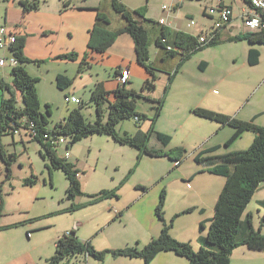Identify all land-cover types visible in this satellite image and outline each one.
Masks as SVG:
<instances>
[{"label":"rangeland","instance_id":"rangeland-1","mask_svg":"<svg viewBox=\"0 0 264 264\" xmlns=\"http://www.w3.org/2000/svg\"><path fill=\"white\" fill-rule=\"evenodd\" d=\"M121 2L129 3L132 9H130L134 15V11L142 6L147 7V12L150 10L148 19L154 24H158V20L163 15V4L170 6L176 0H119ZM230 2V0H226ZM183 7H179L177 12L173 14L172 21L178 16L181 17V23L186 25V22L191 19L192 15L201 24L207 18L203 14V4L216 7L219 5V0H185L183 2ZM227 3V2H226ZM124 4V3H123ZM125 5V4H124ZM244 5L243 0L235 1V14L236 30L242 28L243 19L239 15L241 6ZM126 6V5H125ZM127 7V6H126ZM128 8V7H127ZM129 9V8H128ZM146 12V13H147ZM178 16H177V15ZM142 19V18H141ZM113 26L115 27V20H113ZM238 35V34H237ZM150 37V32L148 34ZM236 36V35H234ZM248 40H228L221 45L209 46L204 52L195 53L192 57V61L188 67V71L185 76H179L173 83L169 84V79L172 73L175 71V65H171V61L162 62V58L158 59L160 71H157V79L155 80L156 89L153 97L157 100L163 98L165 99L164 108L158 118L157 124H155V129L161 130L166 134L172 135L174 140H172V147L167 149H175L177 147L184 149L183 159L189 158V162L184 164V168L188 165H197L194 161H191V155L195 154L199 147L206 143V139L211 137L209 127L212 126L210 120L203 119L194 112V109L198 108L193 100L196 97H202L201 94L196 93L194 85L192 84L193 78L199 82L200 86L205 87L210 84L209 81H199L201 75L207 76V73L199 69L196 65V61L199 62L201 58L207 59L212 62L208 75L215 77L225 76V80L220 82L219 88L221 94L226 97V99L237 98L238 102L244 101L249 102L250 97H252V92L259 90L257 96L253 97L251 103L249 102L247 108L253 103L257 106H264V46L262 52V59L259 65H250L247 59L248 51ZM150 45V43H149ZM154 49L150 51V57L154 58L156 55L155 49H157L154 43ZM9 54V51H3L0 49V55ZM151 58V59H152ZM225 60V62L223 61ZM45 65H42V71ZM80 64L76 68H73L74 72H71L69 78L72 80V85L66 92H61L59 88L54 84L53 79H51V74L53 71L46 72L43 71L41 76L38 77L37 82V93L41 103V111L49 119L50 125H55L57 122L66 119L72 108L78 107L75 102L68 103L66 101V95H72L74 92V85L78 88H82L84 81L88 79V75H84L79 71ZM7 71L5 79L12 80V66L8 65L5 68ZM5 70V72H6ZM11 70V71H10ZM28 70V69H27ZM218 70V71H216ZM31 71H35L32 67ZM4 74V70H3ZM2 74V75H3ZM0 75V78H2ZM32 75V74H31ZM33 76V75H32ZM85 77L81 80V77ZM197 76V77H196ZM3 78V79H4ZM207 78V77H205ZM143 82L136 85L135 91L139 92L142 90ZM80 86V87H79ZM89 88L85 89L83 87L82 91L76 90L75 94L82 96L84 99H89ZM7 95V93L0 92V102L1 99ZM156 105V104H155ZM95 106V105H94ZM47 107L49 108L48 114ZM95 107H85L83 112L87 118L93 120L96 115ZM244 109L241 114L243 115L248 109ZM155 106H153L147 99L141 97L137 100L136 112L139 114H144L148 118L143 120L145 122L142 125V129L147 131L149 124H151L150 119L155 116ZM240 109L235 111L239 112ZM236 117L235 115H228ZM238 118V117H237ZM142 122V120H141ZM141 124V123H140ZM257 124V123H256ZM139 127V123L134 117L125 119L123 122L119 123L117 130L120 133L128 131L129 133H135ZM228 129V128H227ZM222 132V131H221ZM6 133V132H5ZM222 133L216 136L220 139ZM13 134L7 133L1 138L3 145L6 150H13L21 153L26 149L22 143L17 142V137H15L16 144L13 143ZM20 136V135H16ZM149 145L154 147L160 145V140L155 136L148 140ZM225 142H223L224 144ZM239 143V142H238ZM16 146V148L14 147ZM27 154L30 157V167L36 176L46 182L42 185V198L38 200L32 214L38 215L40 213L51 215L41 219L42 224H50L48 230H44L42 233H46V239L43 240V236L38 238L36 234L28 235L27 230L24 232L23 240L20 241L18 248L11 252L4 250L0 252V264H46V259L52 257L55 254L56 247L55 242L68 231L78 228L79 222H85L83 226H80L78 236L83 240H91L93 246L99 250H106L110 248H122L128 245L134 246L138 243L139 239H136L138 222L133 215L132 211H129L130 203L134 202L139 196L138 187H146L149 192H152L154 187L158 185L159 180H152L149 174L150 169H152L153 162L156 164V174L165 172L166 165L162 160L153 161L152 159L145 158L141 161L139 169L136 173L129 176L126 180L124 187L122 188V193L119 199L113 198L112 201L99 202L93 206L84 207L78 211H63L60 213H54L68 205L71 201L67 200V187L69 180L67 179L65 173L61 169L53 168L48 171V166L51 162L48 157L43 158L40 151L43 150L45 154L46 150L39 142H33L28 144ZM250 146V145H249ZM247 146L246 148H248ZM243 148V149H246ZM58 156L63 157L64 153L67 151L65 146L58 147ZM8 151V150H7ZM69 156L66 158L68 160L73 159V162H79V169L81 170L80 177L82 178L83 184L82 188H85L88 194H94L99 192L104 186H110L114 184L116 180L123 179L129 172L130 169L135 167L136 152L132 147L122 146L119 142L115 141L112 136L104 134H95L82 138L75 145L73 144L69 149ZM74 156H77L74 159ZM0 156V162H1ZM193 169V168H191ZM166 174L163 176L165 177ZM222 183H226V179L221 177ZM181 183V184H180ZM175 182L171 185L169 194L172 193V199L170 200L169 207L166 206L165 201V219L169 223L174 219V228L170 230L171 234L174 232L178 238L186 239L179 240L182 242H191L193 247L195 246L191 238L194 237L195 233L200 231V223H197V213H193L196 207H189L184 211L177 213L176 211L183 209V202L189 197V188L187 184L183 182ZM222 186V187H223ZM169 187V188H170ZM175 191L173 192V190ZM222 190V188H221ZM167 191V190H166ZM88 195L79 198V200L88 199ZM255 201L250 203V209H253L254 217L253 224L259 227V216L256 211ZM115 208L118 210H126L125 219H118L115 217ZM176 212V213H175ZM176 215L178 217H176ZM209 229V226H208ZM24 231V230H23ZM31 236L33 238H31ZM173 236V234H172ZM175 237V236H174ZM175 237V238H177ZM4 240L0 239V249L4 248ZM146 243L140 242L138 246L142 247ZM196 248V247H194ZM200 248V247H199ZM198 248V249H199ZM8 249V248H7ZM197 250V249H196ZM230 264H264V252H252L246 248V252L240 253L236 251L232 257L230 255ZM233 260V261H232ZM187 257H181L176 254L175 251L159 253L151 264H188ZM61 264H146L144 259H131V257L120 256L116 257L113 254H108L106 259L101 262L92 256H85V254H79L75 257L65 259Z\"/></svg>","mask_w":264,"mask_h":264},{"label":"crops","instance_id":"crops-1","mask_svg":"<svg viewBox=\"0 0 264 264\" xmlns=\"http://www.w3.org/2000/svg\"><path fill=\"white\" fill-rule=\"evenodd\" d=\"M177 1L180 2L179 7L181 6L183 7L182 4H184L183 2H185V0H176L175 2ZM201 1H205L206 3L208 0H201ZM221 1L227 2L228 4H232L235 6L236 0H230V2L226 0H219V3ZM243 2L244 5L241 6L240 14H239L241 17L244 9H248L251 6L245 0H243ZM112 3L113 0H43L41 1L40 7L38 9L33 11L32 10L24 11L23 7L20 4V0H8V1L0 0V28L5 27L8 29V31H12L16 33L17 36L25 37L26 39V46L24 48L25 55L31 58V60L46 59V61L41 64H37L29 61L26 63V68L33 76H38V75L41 76L40 74H43L42 73L43 71L46 72L53 71L51 74V79H53V82L56 86H57L56 77H58L60 73L61 75H66L70 77L71 75L69 74L71 72H74L73 68L77 69L80 62L83 61V57L85 53L87 52L88 56L86 60L88 61V65L84 68L82 73L84 75L89 74L88 79H86L83 84V87L85 89L89 88L90 90L89 99L86 100L82 96H78L77 94H75L76 90L82 91L83 87L78 88L75 84L74 85L75 90L73 92V95L81 98L82 102L87 103V107L90 108L92 106L95 107L93 104L90 103L89 100L91 93L98 82H103L107 91L113 92L118 88L119 86V82L117 79L118 73L120 68H124V67H128L131 74L127 87L135 88L138 82L139 83L143 82L142 90L140 91V93L142 92L143 98L147 99L153 106H155L156 103L152 101V99H155L153 97V94H155V90L154 91L143 90L144 82L147 79L151 78V74L138 62L135 51L136 48L135 41L130 34L120 33L114 44L110 48H108L107 51H105L104 53H100L98 51L89 48L90 32L91 30H93L95 25L104 26L107 28V30L112 32L117 31L119 28L125 26L126 22L124 17L120 12L116 11L113 8ZM123 3L129 9H132L129 3H125L124 1ZM203 5H204L203 6V14H204V8L207 5L205 4ZM234 6H232L234 9L233 20L229 24H227L224 27V29L221 31L220 35L217 38L218 42L214 46L217 45L219 46L226 41L228 42L229 40L228 38L231 36L241 33L244 34L249 31H254V30H249L245 26H242V28L236 30L235 27L236 14H235ZM149 12L150 10H148L145 17L139 16L137 14H135L134 16L135 19H137V21L140 24H142L145 28H147L148 31L150 32V37H149V43L151 46L150 51L152 52V50L154 49L153 48L154 43L157 47V49H155L156 51L155 57L154 58L151 57L152 58L151 65L153 66L154 69H156L155 71L156 73L157 71H160L158 69L160 67L158 62V59L160 57L162 58L161 60L162 62L171 61V65H175L177 63L175 69L180 64V61H182V56L180 54L168 55L167 51L165 50L166 48L160 46L157 43V39L160 37L161 34H163L164 31L163 26H167V28L169 29L167 33L168 41H173L175 31L177 30H182L184 32L194 35V34H199L208 25L212 23V18L204 14L207 20H204L201 24H199L198 21H196L195 25L189 27L188 22H186V25H183V23H181L182 18L179 17L177 14L176 15L178 16V18L176 17L172 21L171 17L175 13L168 15V12L163 10V15H161V18L167 17L166 24L165 25L160 24L159 20L157 22L158 24H154L152 20L150 21L147 18L148 15L151 17V14H149ZM99 13H105L107 15L110 21L108 25L107 24L105 25L104 22L97 19ZM192 17L194 16L192 15ZM113 20H115V27L113 26ZM248 44H249L247 51L248 63L253 66L256 65V64H251L249 52L251 51L252 48H257V50L260 51L259 63L257 64L259 65L262 59L264 44H257L251 42H248ZM206 49L207 48H204L202 50L193 52L192 55L183 63V65L180 66L174 80H176L177 77L179 76L181 77L185 76L188 71L190 62L194 57L193 55L195 53L198 54L200 52H204V50ZM70 52H76L79 55L78 58L61 59L57 57L60 54L63 55V54H68ZM198 61L199 62L196 61V65L198 64L197 67L201 69L204 72V74L207 73V76L201 75L200 77L202 78H200L199 81L201 80L209 81L210 84L206 85L205 87L200 86L196 78H193L192 84L194 85V89L197 90L196 93L202 95V97H196L195 95V99L193 100V102H195L196 107L225 113V115H235L236 117L240 118V120H244V121L255 119V123H257L260 126H264V106H257L255 103L254 104L252 103L249 106V108H247V106L249 105L248 103L249 102L251 103L253 97L257 96L259 90L252 92V97H250L249 102H244L241 100L238 102L237 98L226 99V97L221 94L219 88L220 82L225 80V76L221 78L219 77V75L215 77H211L210 75H208V73L210 71L211 66H213L212 62L203 58H201ZM223 61L225 62V60ZM42 65H45L43 71H42ZM32 67L35 68V71L33 72L31 71ZM5 70L6 69H4V74L2 75V78L5 77L8 71L6 70L5 72ZM84 79H85L84 76L81 77V80ZM4 80L9 83H12V80L9 81L6 80L5 78ZM174 80L172 81V83L174 82ZM57 88L59 87L57 86ZM68 89L66 90L60 89V91L66 92ZM155 89H156V84H155ZM5 93H7V95H5L6 97L9 96L8 92ZM17 97L19 100V106H22L19 93H17ZM148 97H150L151 99ZM246 108L248 109L247 112H245L242 115L241 112H243L244 109ZM238 109H240V111L237 112L236 114L235 111H237ZM95 118L96 115L93 118V120H95ZM202 118L206 120H210V118H206V117H202ZM145 122L142 120L141 124L139 123V127L137 131L132 134L135 135L139 129L144 131L141 127L142 125L145 124ZM210 122L214 123L212 124V126L209 127L211 137L209 136V138H207L205 141L206 143L200 146L199 150L195 154L191 155L190 158L191 161H194V163L197 164L194 166L188 165L187 168H184V164L186 162H189V158H187V156L184 159L183 156H181L180 159H173L169 156H164V155L153 157V156H149L148 154H143L140 160L138 161V154H140V151L132 147L136 152L135 154L136 163L134 164L135 166L137 165V169H139L141 161L144 160L146 157L152 159L153 161L162 160L166 165V169H167L165 172L156 174V170H157L156 164H154L153 162L152 169H150L149 171L151 179L152 180L154 179L159 180V178L162 179L158 181V185L154 187L152 192H149L147 189L142 188L141 186L138 187L139 196L137 199L134 200V202L130 203L129 211H132L133 215L135 216L138 222L136 239H139L138 240L139 243L140 242L148 243L153 238L159 235L160 230H162L163 224L162 221L157 216L156 207L159 200L161 199L162 190L165 191L167 190L165 201H166V206L169 207L170 200L172 199V193L169 194L170 189L172 188L170 186L175 184V182L180 183L182 181L183 184L186 183L187 184L186 186L189 188V192L187 194L189 195V197L187 198V200H185L182 203L183 209H180L179 211L177 210L176 212L179 213L192 206L196 207L193 213H197L199 215L197 217V223L205 222L206 227L203 230L200 229V231H198L199 233H195L194 237L191 238V240L195 245L194 247H196L195 249H198L200 246L203 245L204 238L207 235L208 226L210 223L209 221L211 220L212 216H214L215 205L219 199L221 188L224 185V182L222 183L221 180V177H223V175L210 173L209 170H206L207 164L198 162L196 160V157L197 156L210 157L214 155H220L223 153L225 154L233 150H238V149L242 150L243 148L249 146L255 139V132L245 131L243 135L239 137L236 141H234L230 146H226L225 144L226 141L229 140V138L234 132L233 127H231L230 125L221 124L220 122L214 120H210ZM53 127L54 125H50V123H48V128L52 129ZM156 131H161V130L156 129ZM7 133L10 132H6L4 135H7ZM124 133H129V132L124 131ZM124 133L119 132V134H124ZM220 133H222V135L220 139H217L216 136H218V134ZM4 135H2V137ZM15 137L18 138L17 142L19 141L20 143H22V145H24L26 149H24V151H22L21 153L16 152L17 150L13 152V150L7 149L8 153H12L13 155L16 156L11 166V176L8 177L7 175L5 163L2 160L0 162V187L2 188V193L0 194V208L2 206V211L0 210V227L3 228L0 229V239L4 240L5 242L3 243L4 248H1L0 252H3L4 250H8L11 252L15 251V248H18L20 241H22L23 237L25 236L24 235L25 230L28 231L27 232L28 235L36 234L38 238L43 236V240H45L47 235L46 233L44 234L42 232L44 230H48L51 227L50 224H42L41 222V219L51 215L50 213H48L47 215H44L42 213L38 215L32 214L36 204L38 203V200L43 197L42 185L45 184L46 179L44 178V181H42L40 178L36 176V173L33 172L32 168L30 167L31 159L27 154L28 151L27 145L39 141L29 139V137H27L25 133H23L19 137L13 134L12 138L14 144H16ZM172 140H174L173 136H172ZM172 140H170L168 145H164V143L160 141L161 144L154 146V148L164 149L166 151L167 149L172 147L171 144ZM223 142L225 143L223 144ZM122 146H129V145H122ZM14 147L16 148V146ZM76 157L77 156H74V159ZM70 161H73V159H70ZM78 161L73 163H75L77 165V168L79 169ZM137 169L135 170L137 171ZM134 173L136 172L134 171L130 175ZM165 174L166 176L163 177ZM32 176H35L36 178L33 184L28 185V183L24 182L27 177L30 178ZM80 179L82 181L81 177ZM123 179L116 180L114 184H111L110 186H104L103 188L113 189L119 186V184H121ZM125 184H123L118 191L119 197L120 194L122 193L121 190ZM83 190L87 192L85 188H83ZM174 191L175 189L173 190V192ZM84 196L85 195L79 196L78 198L75 199L74 202L76 204H84V207L93 206L99 203L97 202L91 204L89 196H88L89 198L86 200H79V198ZM119 197L117 198L119 199ZM113 198L116 197H112L100 202L112 201ZM252 201L253 202L255 201L256 204V207L254 208H256L257 214L259 216L258 217L259 225H260L259 227H261L259 229H261L262 232L264 233V181L257 188L254 197L248 203L247 208L242 217L243 220L247 217L248 213H252L254 217L253 209H250V203ZM69 206L70 205H68L62 210L67 209ZM62 210L58 212L56 210V212L54 213H60L62 212ZM115 212H116L115 217L117 216L116 218L121 220L123 218L125 219L126 214H128L126 210H122V209L118 210L117 208H115ZM176 217L178 216L176 215ZM84 223L85 222L80 221L79 226H77L78 228L72 230L75 231L77 236H78V232L76 231L80 230V226L81 225L83 226ZM254 227L257 229V226L254 225ZM172 234L173 236L177 237V235L174 232ZM31 238L33 237L31 236ZM177 239L183 241L186 240V239H180L178 237ZM246 248L252 252H259V253L264 252V251L252 250L247 246L243 245L238 248L236 247L233 250L232 257L235 254V252L239 250L240 253L244 254L246 252ZM164 252H168V251H164ZM161 254H163V252ZM134 259H140V258H134Z\"/></svg>","mask_w":264,"mask_h":264},{"label":"trees","instance_id":"trees-1","mask_svg":"<svg viewBox=\"0 0 264 264\" xmlns=\"http://www.w3.org/2000/svg\"><path fill=\"white\" fill-rule=\"evenodd\" d=\"M8 1V0H6ZM43 0H20V4L24 11H33L40 7ZM113 8L120 12L125 19V26L119 28L117 31H109L104 26L95 25L90 32L89 48L104 53L116 41L120 33H128L135 41V51L138 62L150 74L151 78L144 82L143 90H155V80L157 79L156 69L151 65L150 45H149V31L137 19L134 13L128 9L123 2L113 0ZM137 15L145 17L147 7L142 6L134 11ZM98 20L109 24V19L105 13H99ZM163 34L157 39L160 46L165 47L160 43V38L165 36L169 29L163 26ZM218 38V37H217ZM217 38L209 41V43L201 44L198 42L197 36L184 32L182 30L175 31L173 41H168V44L174 47H181L183 50L179 52L177 49L167 51L168 55L180 54L182 61L170 76L169 84L174 80L176 73L183 63L192 55L193 52L202 50L209 46L216 45ZM229 40H248L251 43L264 44V28L260 31H249L244 34L231 36ZM26 46V39L24 36H18L17 41L11 45L13 54L16 55L18 65L12 68V83L0 78V92H8L9 96H4L0 102V156L5 163L8 177L11 176V166L16 156L8 153L3 145L1 138L5 132H9L10 121L13 120V115L16 117L28 116L29 119L34 120L40 132L48 130L58 131L59 133L71 134L73 137V144H76L82 138L90 137L95 134H104L112 136L119 144L129 145L140 151L138 154V161L143 154L149 156H169L173 159H180L183 156L184 149L175 148L170 150L157 149L149 145L148 140L156 135L164 145H168L172 136L165 134V132L156 131L155 124L164 108V97L157 100L152 99L155 105V116L150 119L151 124L147 131L138 130L134 134L124 133L119 134L117 130L118 123L125 119L139 116L141 120L148 117L144 114L136 112L137 100L143 97V93L135 91L133 88H128L127 84L119 83L118 88L111 92L107 91L103 82H98L93 89L90 96V103L95 105L96 118L91 121L83 113L84 107L87 103L82 102L79 107H74L70 111L69 116L61 122H57L52 129L48 128L49 119L41 111V103L37 93L38 77H34L26 68V63L31 61L33 63L41 64L46 59L31 60L24 52ZM260 51L257 48H252L250 53L251 64L259 63ZM76 52L58 55V58L77 59ZM88 53L86 52L83 61L80 62L79 71H83L88 65L86 60ZM57 86L61 90H66L72 85V80L69 76L61 75L56 77ZM17 93L20 95L22 106H19ZM150 98V97H148ZM151 99V98H150ZM49 108L47 107V110ZM48 114H51L49 110ZM194 112L202 117L210 118V120L218 121L221 124L230 125L234 132L226 141V146H230L234 141L243 135L245 131L255 132V139L246 149L233 150L227 153L214 156L196 157V160L207 164V169L210 173L223 175L226 179L225 186L222 187L220 196L215 205V213L209 221V229L204 238V243L199 249H195L191 242H182L172 236L170 230L173 228L174 219L169 223L166 221L164 215V207L166 200V191L162 190L161 199L159 200L156 211L158 218L162 221L163 227L157 237L142 247L138 246L139 242L134 246L128 245L122 248H110L106 250L96 249L92 245L91 240H81L75 231L63 234L56 242V251L52 257L46 259V264H61L63 260L75 257L79 254H86L92 256L103 262L108 254H113L116 257L127 256L144 259L146 264H150L156 256L164 251H175L177 255L188 258V264H230V255L233 250L243 245L252 250L264 251V233L261 229H256L253 225V214L248 213L243 220L242 217L247 208L248 203L254 197V194L260 184L264 181V126L255 123V119L249 121L240 120V118L225 115V113L211 111L205 108H196ZM37 141L46 150L40 151L43 158H49L51 165L47 168L51 172L53 168L64 171L68 182L67 197L71 201L70 206L62 210L72 211L84 207V204H76L74 201L79 196L88 195L90 203L94 204L112 197H119L118 191L123 184L126 183L128 176L137 169V165L130 169L129 174L123 179L119 186L113 189H102L95 194H88L82 188V181L80 179V170L77 165L66 159L67 157H59L58 149L48 143H44L43 139L39 137ZM217 149V148H215ZM35 176L25 179L28 185L33 184ZM146 189V187H143ZM2 188L0 187V194ZM2 211V206L0 208ZM206 227L205 222L200 223V228L203 230ZM0 229H3L0 227Z\"/></svg>","mask_w":264,"mask_h":264},{"label":"built area","instance_id":"built-area-1","mask_svg":"<svg viewBox=\"0 0 264 264\" xmlns=\"http://www.w3.org/2000/svg\"><path fill=\"white\" fill-rule=\"evenodd\" d=\"M251 6L248 9H244L242 13L243 24L249 30L260 31L264 28V0H245ZM180 2H175L168 6L167 4H163L162 8L164 11L168 12V15L172 13H176L179 8ZM204 14L212 18V23L208 25L203 31L199 34H194L198 38V42L201 44L209 43V41L216 39L224 27L229 24L233 20L234 9L232 4H228L226 2H220L216 7L206 6L204 8ZM167 17H162L159 19L160 24H166ZM196 19L191 17L188 20V26L191 27L196 24ZM16 33L12 31H8L7 28H0V49L3 51H9L3 56L0 55V75L3 74V70L8 67V65L14 66L18 65V58L15 54H13L11 50V45L15 41H17ZM160 43L167 48V51L177 49L179 52H182L181 47H174L173 45L168 44L167 37L163 36L160 38ZM130 70L128 67L120 68L118 73V82L123 85L129 82L130 78ZM66 101L68 103L75 102V104H82V100L75 95H66ZM13 120L10 121V129L9 132L14 135H22L25 133L27 137L31 140H37L41 137L44 143L51 144L56 148H60L62 146L66 147V152L64 153L65 157L69 156V149L73 145V136L67 133H59L58 131L48 130L45 133L40 132L38 126L35 124L34 120L29 119L28 116H12ZM137 122L140 121L139 116H134ZM69 234L70 232H66Z\"/></svg>","mask_w":264,"mask_h":264},{"label":"bare ground","instance_id":"bare-ground-1","mask_svg":"<svg viewBox=\"0 0 264 264\" xmlns=\"http://www.w3.org/2000/svg\"><path fill=\"white\" fill-rule=\"evenodd\" d=\"M122 86V85H121Z\"/></svg>","mask_w":264,"mask_h":264}]
</instances>
